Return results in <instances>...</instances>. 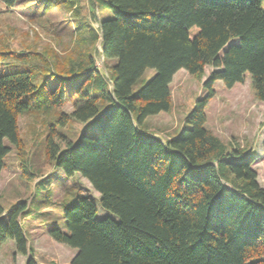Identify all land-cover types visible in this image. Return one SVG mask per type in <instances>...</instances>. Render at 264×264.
I'll return each mask as SVG.
<instances>
[{
	"label": "trees",
	"instance_id": "16d2710c",
	"mask_svg": "<svg viewBox=\"0 0 264 264\" xmlns=\"http://www.w3.org/2000/svg\"><path fill=\"white\" fill-rule=\"evenodd\" d=\"M82 1L0 0L8 8L51 2L72 19L68 42H59L71 54L64 66L59 51L29 46L24 69L0 72V171L15 149L23 178L40 176L23 153L17 120L38 112L46 160L98 194L97 206L78 195L63 228L48 232L75 250L69 264H264V188L252 149L221 141L204 112L213 85L230 90L246 75L264 108V0H89L88 12ZM206 68L205 95L180 131L167 140L150 133L146 120L170 109L174 74L201 80ZM148 69L152 77L133 89ZM67 103L72 111L57 114ZM70 122L82 126L75 141L55 128ZM25 207L5 219L0 203V245L10 240L23 256L31 255Z\"/></svg>",
	"mask_w": 264,
	"mask_h": 264
},
{
	"label": "rangeland",
	"instance_id": "374dc122",
	"mask_svg": "<svg viewBox=\"0 0 264 264\" xmlns=\"http://www.w3.org/2000/svg\"><path fill=\"white\" fill-rule=\"evenodd\" d=\"M88 1L82 2L87 6ZM262 7L264 8V1ZM89 9L87 6L85 11L88 12ZM69 12L51 2H40L35 6L28 5L27 8L20 5L8 8L0 2V72L24 69L26 58L32 54L28 50L29 46H35L39 51L53 48L60 52V45L66 44L71 34L72 19ZM95 14L97 17H110L103 12L96 11ZM52 32L54 36L51 35ZM95 47L100 50L99 44ZM67 52H60L62 55L59 67L66 64L65 57L71 56ZM104 64L102 57H96L95 65L98 69H103ZM210 71V68H206L201 80L189 76L183 70L174 74L169 87L170 109L148 118L147 130L162 140L175 136L183 127L185 116L192 109L195 99L205 95L201 86ZM153 74V70H146L133 89L139 88ZM74 81L73 78L71 82L66 83V92L70 93L76 88L72 83ZM250 84V77L246 75L243 83L235 84L230 90L220 82L213 85L215 95L209 100L204 111L205 125L224 143L252 149V169L256 172L258 185L264 188V108L255 101ZM55 111L57 114L70 113L72 106L67 103ZM38 114L30 112L17 120L23 153L29 159V165H34L40 176L32 182L23 178L15 149L5 157V168L0 171V203L5 219L13 208H17L21 203L26 205L21 212V224L31 248V255L18 254L13 242L7 240L0 245V264H27L30 260L33 264H69L75 250L54 242L48 232L56 227L63 228L64 209L78 195L95 198L97 206L98 194L91 189L87 181L81 178H65L44 157L43 143L48 131L44 118ZM55 128L65 135L66 140L75 141L82 126L70 122L63 128ZM66 196L68 199L64 202Z\"/></svg>",
	"mask_w": 264,
	"mask_h": 264
}]
</instances>
